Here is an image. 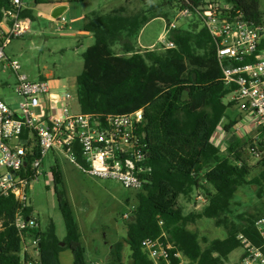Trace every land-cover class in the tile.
Masks as SVG:
<instances>
[{
	"label": "trees",
	"instance_id": "16d2710c",
	"mask_svg": "<svg viewBox=\"0 0 264 264\" xmlns=\"http://www.w3.org/2000/svg\"><path fill=\"white\" fill-rule=\"evenodd\" d=\"M173 1L180 5L181 12L189 10L200 20L190 22L187 29L172 30L168 35L173 45L170 48L139 50L137 40L145 21L139 14L127 15L125 7L94 13L84 25L93 33L95 43L83 54L84 69L77 78L81 112L118 115L143 109L145 124L139 134L147 144L152 168L151 182L138 192V205L126 222L127 237L112 245L111 264H128L124 262L125 245L131 251L129 264H154L143 242L163 233L173 247L172 253L181 252L188 264H227L229 255L242 248L238 239L241 234L256 246L262 245L256 222L263 216L245 214L231 219L236 193L252 183V166L237 149L240 139L235 136L228 142L227 156H222L213 141L220 126L224 124V130L231 133L238 124V118L230 113L235 103H225L232 89L222 81L216 42L196 10L197 0ZM224 1L240 9L249 21L264 26L260 0ZM11 3L0 0V18ZM22 16L35 19L28 8ZM263 50L264 40L259 47ZM258 166L264 170V156ZM52 170L66 238L60 241L53 221L43 231L37 220L39 227L30 230L29 237L39 239L38 257L28 252L22 257L23 241L15 225L18 203L14 197H0V264H61L60 254L65 250L73 253L74 264H88L62 173L58 166ZM200 189L208 205L201 212L185 214L180 198L192 200ZM25 217L35 218L32 207ZM204 218L224 227L227 237L205 240L204 246L199 234L188 228Z\"/></svg>",
	"mask_w": 264,
	"mask_h": 264
},
{
	"label": "built area",
	"instance_id": "2783aa9c",
	"mask_svg": "<svg viewBox=\"0 0 264 264\" xmlns=\"http://www.w3.org/2000/svg\"><path fill=\"white\" fill-rule=\"evenodd\" d=\"M197 1L196 10L217 45L222 81L232 89L231 101L247 122L236 124L227 137L250 138L252 157L259 161L264 156V50L259 51L264 26L249 21L240 9L224 0ZM24 9L25 0H12L0 18V68L16 77L14 92L22 98L18 111L0 98V197H14L18 203L15 225L26 253L39 246L38 238L29 237L39 223L36 218H26L25 212L32 206L30 190L41 178L50 154L91 177L114 180L137 192L150 184L152 168L147 144L139 134L145 124L143 109L118 115L74 114L67 104L73 99L70 93L52 92L49 81L31 79L22 73L21 62L6 54L12 41L30 31V19L22 16ZM189 14L185 10L180 16ZM57 20L67 24L65 18ZM176 28L175 23L165 25L164 37ZM218 135L216 131L215 144ZM196 202L203 208L209 203L201 189L197 190ZM256 229L261 246L242 234L238 238L244 250L240 264H264V216L257 220ZM166 237L163 233L143 242L153 263L188 264L181 252L172 253Z\"/></svg>",
	"mask_w": 264,
	"mask_h": 264
},
{
	"label": "rangeland",
	"instance_id": "374dc122",
	"mask_svg": "<svg viewBox=\"0 0 264 264\" xmlns=\"http://www.w3.org/2000/svg\"><path fill=\"white\" fill-rule=\"evenodd\" d=\"M25 3L34 6L35 19L31 20V31L24 37L12 41L6 49V54L19 60L23 66L22 73L31 79L44 77L49 81L52 92L70 93L73 99L67 104L71 112L81 113L77 78L84 69L83 54L95 43V39H83V43H80V37L76 33L81 29L83 22L73 24L67 19L68 26H65L62 22L52 21L43 15L46 6H35L32 0H25ZM120 5L128 6L129 13L139 14L140 20L145 21L137 40L139 50H143L141 47L152 46H154L152 49H166L171 43L168 40L169 34L161 42L165 25L175 23L176 29H187L190 22L200 20L194 14L180 16L181 7L173 0H116L115 7ZM75 6L78 9L82 8V5ZM260 7L264 19V0H260ZM117 50L120 52V49ZM15 84L16 77L9 72H3L0 68V98L12 110L18 111L22 98L14 92ZM231 100L232 94L225 99V103ZM230 113L238 118V123L242 125L247 123L245 114L236 104ZM228 134L224 130V125L220 126L217 142L222 156L229 153L228 142L231 137H227ZM224 135L225 139L220 144V137L222 139ZM251 141L250 138L240 139L237 148L239 154L252 166L250 177L252 183L240 188L236 193L231 219L245 214L264 216V170L258 166L259 161L252 157ZM56 166L62 173L63 186L80 225L86 261L88 264H111L108 258L109 248L127 237L126 222L132 218L133 211L138 205V192L126 189L114 180L91 177L65 159L61 157L57 159L50 154L42 166L41 178L30 190L33 216L39 221L43 231L53 221L59 229V234H66L52 175V168ZM196 196L197 191L193 194L192 200L180 198V205L185 214L201 212L204 209L196 202ZM126 215L131 216L130 219L125 218ZM188 228L199 234L204 246L205 240L211 242L227 237L226 229L218 227L211 219H201ZM30 251L34 257H38V252L32 247ZM243 253V248L236 249L229 255L227 264H240ZM130 254L129 245H125V263H131ZM21 255L25 256L24 251ZM62 259V264H74V256L70 250L64 251Z\"/></svg>",
	"mask_w": 264,
	"mask_h": 264
},
{
	"label": "crops",
	"instance_id": "0c3cea01",
	"mask_svg": "<svg viewBox=\"0 0 264 264\" xmlns=\"http://www.w3.org/2000/svg\"><path fill=\"white\" fill-rule=\"evenodd\" d=\"M32 1H33V4L35 6H41V5L46 6V9L43 11V15L47 16L52 21H56L58 18L62 17V18H65L66 21H67V19H70L71 20L70 22L73 24L77 23V22H83L81 29L76 33L80 37V43H83V39H92V38L95 39L93 33L86 31L84 29L86 18L88 16H91L92 14L98 13V12H102L105 14L110 13L111 11L118 9L120 7H125L127 9V12H126L127 15H134L132 13H129L128 6L120 5L118 7H115V1L116 0H86V1L78 2V3H69L68 0H49L50 3L40 4V5H36L34 0H32ZM75 5H82L81 6L82 8L78 9V8H76ZM33 7L34 6H31L27 3H25V9L28 8V9L33 10ZM59 7H65L66 10L63 12V14L61 16H59L58 18H54L53 13ZM56 22H59V21L57 20ZM65 26H68V23ZM31 28H32V21L30 20V31H31ZM71 28L72 27H70V29ZM163 39H164V36L161 38V42L163 41ZM153 47L154 46H152V47H141V48L143 50H145V49H152ZM41 78H44V77H40V79ZM44 80H46V79L44 78ZM219 129L220 128H218V130H217L218 133H219ZM224 139H225V135L222 136V139L220 137V144L223 143ZM217 145H218V142H217ZM78 225H79V223H78ZM79 228H80V225H79ZM80 231H81V229H80ZM56 233H57V236L60 239V241H63L66 238V234L65 235L59 234V229L57 226H56ZM111 249H112V246H110V248H109L108 258H110ZM28 253L32 257H34L30 250ZM63 253H64V251L60 254L61 264L63 261V259H62ZM34 258L37 259L36 257H34Z\"/></svg>",
	"mask_w": 264,
	"mask_h": 264
},
{
	"label": "water",
	"instance_id": "95a60500",
	"mask_svg": "<svg viewBox=\"0 0 264 264\" xmlns=\"http://www.w3.org/2000/svg\"><path fill=\"white\" fill-rule=\"evenodd\" d=\"M66 10L65 7H59L57 8L54 13H53V17L54 18H58L59 16H61L63 14V12ZM230 142H233V139L229 140ZM62 246H65L64 243L61 244Z\"/></svg>",
	"mask_w": 264,
	"mask_h": 264
}]
</instances>
